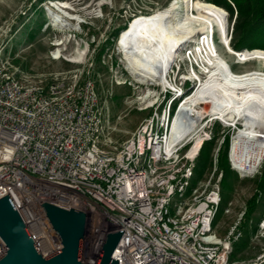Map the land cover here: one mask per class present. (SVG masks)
Segmentation results:
<instances>
[{
  "label": "built area",
  "instance_id": "obj_1",
  "mask_svg": "<svg viewBox=\"0 0 264 264\" xmlns=\"http://www.w3.org/2000/svg\"><path fill=\"white\" fill-rule=\"evenodd\" d=\"M9 35L8 26H1L0 199H12L43 257L63 248L42 207L51 203L86 213V264H96L107 236L122 231L114 253L120 264H264V252L232 261L244 237L246 211L224 238L215 231L223 202L221 147L211 173L193 185L215 128L203 121L195 127L181 113L188 98L184 87L169 90L173 97L164 107L153 103L140 110L154 109L118 145L89 64V46L76 43L67 56L68 47L56 39L51 60L79 68L34 80L13 65ZM181 71L175 65L171 73ZM263 238L264 220L254 240ZM6 252L0 237V257Z\"/></svg>",
  "mask_w": 264,
  "mask_h": 264
},
{
  "label": "rangeland",
  "instance_id": "obj_2",
  "mask_svg": "<svg viewBox=\"0 0 264 264\" xmlns=\"http://www.w3.org/2000/svg\"><path fill=\"white\" fill-rule=\"evenodd\" d=\"M174 1L179 0H0V27L5 25L10 29L8 47L13 65L34 80L50 78L55 73L70 72L79 68L65 61L51 60L50 51L53 50L52 45L56 39L68 47L67 56L75 52L76 43H80L83 48L89 46L88 60L93 69L101 103L106 108L110 127L113 129L111 137L120 145L131 137L154 109L140 110L150 107L153 103H159L164 107L172 99L173 94L167 93L169 89L159 86L158 82L142 85L134 80L128 71L125 55L118 45L119 39L134 18L153 14L173 4ZM63 2L71 5L70 10L64 14L77 19L76 22H69L71 24L69 28L58 26L48 18L50 7L54 3ZM53 11L58 13L55 9ZM236 17L237 13L233 18L229 13L227 15L230 41L235 36L233 31ZM117 32L119 34L116 40ZM215 41L219 42L218 33L215 34ZM219 49L238 75L261 69L258 62L240 65L237 58L228 54L222 45ZM102 50L104 52L101 62L97 63L96 56ZM183 58L184 61L177 63V66H182V71L179 74L170 73L168 78L176 87H184L186 96L190 97L199 85L197 82L184 85L183 78L189 76L192 67L198 70L196 65L198 62L191 50L186 52ZM149 92L154 93L153 97L145 99ZM202 121L203 126L208 123L214 124V139L215 137L217 139L212 156L208 144L198 159L199 169L207 170L202 180H205L213 170L214 156L223 146L225 138H230L228 157L232 173L228 178V186L223 189V202L220 207L222 211L216 219L215 231L224 238L231 226L246 211L248 202L258 196L256 209L245 222L244 237L241 241L246 239L247 232L251 235V240L246 249L235 252L237 257L235 261L255 259L264 252V238L254 240L256 234H253L264 220V189L259 187L264 173V162L255 174L249 177L241 176L234 170L231 162L232 144L239 133L240 125L237 128L227 127L221 121L215 120V116L212 115ZM219 160L218 156V169L224 178L225 172L221 169Z\"/></svg>",
  "mask_w": 264,
  "mask_h": 264
},
{
  "label": "bare ground",
  "instance_id": "obj_3",
  "mask_svg": "<svg viewBox=\"0 0 264 264\" xmlns=\"http://www.w3.org/2000/svg\"><path fill=\"white\" fill-rule=\"evenodd\" d=\"M174 2L153 14L134 18L122 32L118 45L128 71L139 84L158 82L176 91L168 76L191 50L199 63L198 70H191L183 79L197 82L199 87L186 99L181 113L191 116L195 127L211 115L227 127L240 125L232 144L231 162L241 176L249 177L264 162V50L237 52L232 48L225 9L202 0ZM70 6L54 3L49 20L69 28L70 21H77L64 14ZM220 45L237 58L238 64L258 62L261 69L238 75L221 53ZM153 95L149 92L145 99Z\"/></svg>",
  "mask_w": 264,
  "mask_h": 264
},
{
  "label": "water",
  "instance_id": "obj_4",
  "mask_svg": "<svg viewBox=\"0 0 264 264\" xmlns=\"http://www.w3.org/2000/svg\"><path fill=\"white\" fill-rule=\"evenodd\" d=\"M42 207L63 248L49 257H43L30 238L12 199L7 195L0 199V237L7 246V252L0 257V264H86V213L75 209L67 210L51 203H44ZM122 233L123 231L107 236L96 264H120L114 258V253L122 239Z\"/></svg>",
  "mask_w": 264,
  "mask_h": 264
},
{
  "label": "trees",
  "instance_id": "obj_5",
  "mask_svg": "<svg viewBox=\"0 0 264 264\" xmlns=\"http://www.w3.org/2000/svg\"><path fill=\"white\" fill-rule=\"evenodd\" d=\"M209 3H212L218 7L225 9L230 16L233 18L236 13L237 17L234 22V31L235 35L232 38L231 46L237 52L243 51H255V50H264V0H208ZM119 32L115 35L116 40L118 38ZM103 50L96 56V61L101 62V58L103 56ZM209 144L210 153H212L217 146V139H215L204 145L202 153L206 150ZM230 149V138L226 137L224 140V144L221 147L220 155H219V164L221 169L225 172V176L222 180V188L228 186V178L231 175V165L229 163V153ZM201 158V156H200ZM199 158V159H200ZM207 170L199 169L197 165V170L195 173V179L193 181V185L197 186V184L204 178ZM261 189H264V173L261 179V183L259 185ZM224 191V190H223ZM258 203V196H255L248 202L246 213L244 216L243 229L245 227V222L249 216L255 211ZM221 209L219 210L217 218H219ZM216 224V223H215ZM258 228L253 231V234H256ZM251 240V235H248L246 239L241 241L240 243L235 245L234 254L232 256V261H235L236 254L235 252L244 250L248 247V244Z\"/></svg>",
  "mask_w": 264,
  "mask_h": 264
}]
</instances>
